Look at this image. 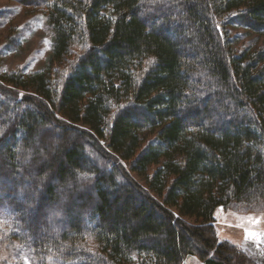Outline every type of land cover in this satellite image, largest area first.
<instances>
[{
	"label": "trees",
	"instance_id": "1",
	"mask_svg": "<svg viewBox=\"0 0 264 264\" xmlns=\"http://www.w3.org/2000/svg\"><path fill=\"white\" fill-rule=\"evenodd\" d=\"M13 1L54 45L0 73V264L244 262L215 214L264 212V45L226 30L264 0Z\"/></svg>",
	"mask_w": 264,
	"mask_h": 264
},
{
	"label": "rangeland",
	"instance_id": "2",
	"mask_svg": "<svg viewBox=\"0 0 264 264\" xmlns=\"http://www.w3.org/2000/svg\"><path fill=\"white\" fill-rule=\"evenodd\" d=\"M227 33L237 37V45L261 47L264 37L242 26L227 27ZM54 36L46 13L13 0H0V73L22 71L31 73L48 67L53 52ZM133 176L145 184L141 175ZM219 241L235 246L237 255L245 261L235 264H264V212L245 213L235 209H217ZM190 222L195 220L188 218ZM41 225V224H39ZM41 228V227H40ZM8 264H30L15 253L7 255ZM182 264H205L198 256H190Z\"/></svg>",
	"mask_w": 264,
	"mask_h": 264
},
{
	"label": "snow or ice",
	"instance_id": "3",
	"mask_svg": "<svg viewBox=\"0 0 264 264\" xmlns=\"http://www.w3.org/2000/svg\"><path fill=\"white\" fill-rule=\"evenodd\" d=\"M121 107L123 108L124 106H123V105H121ZM177 114H178V115H180V113H179V112H178Z\"/></svg>",
	"mask_w": 264,
	"mask_h": 264
}]
</instances>
